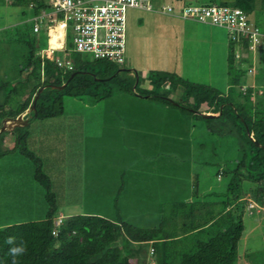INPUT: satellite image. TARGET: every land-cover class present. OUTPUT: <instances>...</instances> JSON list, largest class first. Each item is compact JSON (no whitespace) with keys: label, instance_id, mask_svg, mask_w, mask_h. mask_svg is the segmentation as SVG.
Segmentation results:
<instances>
[{"label":"trees","instance_id":"16d2710c","mask_svg":"<svg viewBox=\"0 0 264 264\" xmlns=\"http://www.w3.org/2000/svg\"><path fill=\"white\" fill-rule=\"evenodd\" d=\"M213 1H207V4ZM0 4L18 8L21 17L20 24L0 30V127L2 120L16 118L28 110L39 89L60 87L72 73L78 72L62 90L47 88L40 93L35 116L33 112L26 115L30 118L26 127L32 121L61 116L65 97L87 96L97 102L103 97L116 96L108 86V83H114L117 91L147 100V107L154 106L158 110L155 115L159 124L163 128L170 124L175 128L170 132L179 135L175 138H163L162 135V146L172 147L169 152L160 148L162 151L158 150L156 162L177 156L176 162L181 161L186 166L185 161L189 162L186 156L192 152L190 134L195 126L193 121H202L208 135L218 138V141H231L238 153L229 161L233 163L232 168H220L216 172V176L221 174L228 178L226 192L222 194L224 198L218 200L221 195L213 193L215 200H200L196 182L192 191L184 187L182 192L170 191L169 188L164 191L165 196L184 192L182 200L160 199L161 192L157 191L159 193H155L149 209L153 215L151 223L146 226L144 221L146 225L141 226L121 219L117 212L119 209L114 211V217L94 212L64 215L50 191L49 178L42 173L40 158L29 148L27 129L19 126L5 131L0 135V160L17 154L33 164L34 179L47 186V209L40 220L7 224L0 228V264H13V261L15 264H237L238 244L245 229L244 207L248 205L249 197L258 201L264 197V87L241 85L243 70L239 68L241 75L231 77V86L226 93L184 80L174 73L160 71L149 73L147 79L151 89L148 90L139 87L142 85L139 77L135 84L136 78L132 73L129 77H120L119 73L123 71L118 69L119 65L105 59L83 61L81 53L74 50H62L61 58L53 57V54L44 55L37 46L39 39L36 36L40 32L47 34L50 19L63 20L60 17L63 13H52L54 9L48 0H0ZM217 6L238 8L250 15L256 9V0H224ZM43 13L46 14L39 24V31L34 32L35 19ZM252 26L260 29L257 25ZM235 42L242 51H254L248 37L240 36ZM239 55L235 56L233 50L228 53L229 67L246 63L247 72L254 73L256 69L252 64L240 52ZM5 60L12 62L10 70L2 67ZM96 67H99L98 72ZM8 72H12L13 77L8 78ZM100 85H105V90L100 92ZM233 88L238 89L236 96L231 91ZM177 93L176 100L170 98ZM142 109L139 113L142 117L151 113L149 108ZM200 113L218 117L203 118ZM139 119L145 121L144 118ZM7 135L12 137L10 143H6ZM152 137L161 138L154 134ZM149 144L142 143L141 148L154 150ZM169 171L163 169L159 176ZM146 177L140 173L131 177L133 186L128 190H133L134 186L137 188L138 183L145 185L146 180L153 182V177ZM146 184L150 191V185ZM12 196L15 197L14 194ZM60 213L61 223L55 228L54 223ZM13 248H23L24 251L13 255ZM250 256L251 253L244 254V258Z\"/></svg>","mask_w":264,"mask_h":264},{"label":"rangeland","instance_id":"374dc122","mask_svg":"<svg viewBox=\"0 0 264 264\" xmlns=\"http://www.w3.org/2000/svg\"><path fill=\"white\" fill-rule=\"evenodd\" d=\"M182 1L151 0V11L126 10L124 62L117 66L119 70H124L119 73L120 77H129L133 71L140 78L142 85L139 87L150 90L149 73L168 72L226 93L231 86V77L239 74L240 68L244 71L240 78L241 85L264 87V74H261L264 70V48L261 44L254 51H242L225 28L183 19V8L209 5V0ZM222 1L214 0L210 5H219ZM165 6H171L173 13H161ZM248 18L264 33V0H256V9ZM20 23L18 8L0 4V30ZM71 29V22H68L64 44L67 51L74 48ZM36 37L41 52H49L53 57L63 56V51L48 50L49 38L44 32ZM231 50L235 56H240L239 52L241 56L244 55L256 69L255 72L248 73V65H240L238 61L229 67L227 57ZM80 58L83 61L93 60L85 54H80ZM11 63L5 60L2 67L10 70ZM98 69L96 67L95 71L98 72ZM7 74L8 78L13 77L12 72ZM108 86L116 96L103 97L97 102L87 96L65 97L61 116L32 121L28 127L23 126L30 138L29 148L40 158L42 173L49 178L50 191L54 193L64 215L94 212L114 217V211L119 209L117 212L121 219L141 226L147 222L146 226H149L153 216L149 209L157 191L161 192L160 199L182 200L184 192L165 196L164 191L167 188L174 192H182L184 188L192 191L196 182L200 200H215L213 193L221 195L218 200L224 198L222 194L226 192L228 178L221 176L218 179L216 172L220 168L233 167L229 161L238 153L231 141H218V138L208 135L202 121H193L195 126L190 134L192 152L186 156L189 159V162L185 161L186 166L181 161L176 162L177 156L156 162L160 148L168 151L172 147L162 146V135L163 138L179 136L170 132L175 128L170 124L163 128L155 115L158 110L154 106L147 107V100L135 99L117 91L114 83H108ZM98 88L101 92L106 87L100 85ZM231 91L236 96L238 89ZM178 95H171L170 98L176 100ZM241 101L245 102L244 99ZM142 108H149L151 113L140 116ZM139 118H144L146 122ZM154 124L155 127L152 126ZM161 130L164 131L161 133ZM153 134L161 138L157 140L152 137ZM5 139L6 143L12 141L8 135ZM139 141L150 143L154 150H143ZM163 169L172 172L159 176ZM138 173L147 175L146 178L153 177V182L146 180L145 185L138 183L137 188L134 186L129 191L133 186L131 177ZM34 178L33 164L22 156L11 154L0 160V228L44 218L47 186ZM146 183L150 185L151 192ZM249 201L255 207L251 210L244 207L245 229L238 244L237 264H264V197L261 201L249 197ZM250 253L249 258H244V254Z\"/></svg>","mask_w":264,"mask_h":264},{"label":"built area","instance_id":"2783aa9c","mask_svg":"<svg viewBox=\"0 0 264 264\" xmlns=\"http://www.w3.org/2000/svg\"><path fill=\"white\" fill-rule=\"evenodd\" d=\"M151 0H48L52 5L54 15L63 13V20L53 19L62 27V39L59 50H65V30L67 23L71 22L74 35L75 52L88 55L92 59H105L117 65H122L125 52V22L127 9L151 10ZM163 12L173 13L171 7L163 8ZM34 26V32L39 31L42 17ZM50 17V16H49ZM183 19L193 20L202 24H210L225 28L234 41L240 36L248 37L251 49L261 44L264 47V33L248 23L247 16L238 8L222 6L190 5L181 10ZM51 38V28H48ZM60 42V41H59ZM50 43V39H49ZM50 47V44H49ZM49 50H53L50 49ZM48 56V54H45ZM69 65V63H67ZM248 208L254 206L248 203ZM62 214L55 220L57 228L61 223ZM53 234H56L54 229Z\"/></svg>","mask_w":264,"mask_h":264},{"label":"water","instance_id":"95a60500","mask_svg":"<svg viewBox=\"0 0 264 264\" xmlns=\"http://www.w3.org/2000/svg\"><path fill=\"white\" fill-rule=\"evenodd\" d=\"M77 74H79L78 72H74L70 75L69 79L67 80V82L65 84H63L62 86L60 87H57V86H47V87H44V88H41L38 90V92L36 93V95L34 96V99L31 103V106L30 108L23 114L17 116L16 118H13V119H10V118H6L2 121V126L0 127V135L2 133H4L5 131H9L11 130L12 128H15V127H19V126H27L28 124V121H29V117H26V115H28L29 113L33 112V115L35 116L36 112V102L39 98V95L40 93L49 88V89H54V90H62L66 85L67 83L74 77L76 76ZM135 84H137V79H136V82ZM200 116L203 117V118H214V117H218V115H211V114H202L200 113ZM251 140L255 143V145L258 146V143L252 139V137L250 136Z\"/></svg>","mask_w":264,"mask_h":264},{"label":"clouds","instance_id":"9594fccd","mask_svg":"<svg viewBox=\"0 0 264 264\" xmlns=\"http://www.w3.org/2000/svg\"><path fill=\"white\" fill-rule=\"evenodd\" d=\"M198 6H199V5H198ZM209 6H212V5H209ZM215 6H217V5H215ZM165 7H167V6H165ZM165 7H163V8H165ZM168 7H170V6H168ZM163 8H162V10H161V13H163V14H168V13H166V12H163ZM141 10H143V9H141ZM149 11H151V10H149ZM43 14H46V13H43ZM43 14H42V15H43ZM42 15H41V16H42ZM245 15H246V14H245ZM41 16H40V17H41ZM44 16H45V15H44ZM246 16H247L248 23H249L248 15H246ZM38 18H39V17H38ZM38 18L35 19L36 22H38V21H37ZM42 19H43V17H42ZM56 20H60V19H56ZM41 21H42V20H41ZM60 21H61V20H60ZM49 23H50V24H48V26H47V33H48V28H51V30H52L53 27H54L55 25H58V26H59L58 23L54 22V21L51 20V19L49 20ZM125 23H126V22H125ZM249 24L252 26L251 23H249ZM65 32H66V31H65ZM37 33H38V32H37ZM46 35L48 36V34H46ZM48 38L51 40L52 37L50 38V37L48 36ZM49 39H48V50H49V48H50V49H53V50H49V51H62V50H59V48H51V47H49V44H50V43H49ZM42 53H43L44 55H45V54L50 55L49 52H42ZM124 54H125V52H124ZM123 62H124V61H123ZM119 66H120V65H119ZM122 71H124V70H122ZM132 73H133V75L135 74L134 76H135L136 79H137V74L134 73L133 71H132ZM26 111H27V110H26ZM26 111H25V112H26ZM25 112H24V113H25ZM220 177H221V174H219L218 179H220ZM248 203H251V204H252V202H250V201H248ZM252 205H253V204H252ZM253 206L255 207V205H253ZM254 207H253V208H254ZM247 208H248V206H247ZM253 208H252V209H253ZM250 210H251V209H250ZM9 242H11V240H10ZM11 251H12L13 255H16V254L22 253V252L24 251V249H23V248H13ZM13 264H15V261H13Z\"/></svg>","mask_w":264,"mask_h":264},{"label":"bare ground","instance_id":"6f19581e","mask_svg":"<svg viewBox=\"0 0 264 264\" xmlns=\"http://www.w3.org/2000/svg\"><path fill=\"white\" fill-rule=\"evenodd\" d=\"M62 27L59 25H55L51 30V40H50V47L51 48H60L61 39H62ZM60 41V42H59Z\"/></svg>","mask_w":264,"mask_h":264}]
</instances>
